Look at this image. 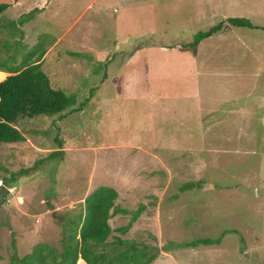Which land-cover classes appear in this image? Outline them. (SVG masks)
I'll list each match as a JSON object with an SVG mask.
<instances>
[{"label":"rangeland","instance_id":"1","mask_svg":"<svg viewBox=\"0 0 264 264\" xmlns=\"http://www.w3.org/2000/svg\"><path fill=\"white\" fill-rule=\"evenodd\" d=\"M13 4L0 15V50H14L0 62L22 60L38 36H53L59 44L44 69L73 104L64 118L17 124L24 142L0 144V186L64 152L20 177L10 194L0 191V264L39 244L62 252L68 218L101 186L117 191L119 208L145 205L129 232L116 235L150 244L159 253L153 264H264V30L225 23L198 47H183L230 17L264 27V0ZM37 6L42 15L30 12ZM88 99L84 112L70 113ZM130 220L119 214L110 223ZM200 238L221 243L184 246Z\"/></svg>","mask_w":264,"mask_h":264},{"label":"trees","instance_id":"2","mask_svg":"<svg viewBox=\"0 0 264 264\" xmlns=\"http://www.w3.org/2000/svg\"><path fill=\"white\" fill-rule=\"evenodd\" d=\"M17 1L13 0V2ZM13 2L12 0H0V15L13 6ZM47 2L49 0H46ZM42 11L43 8L36 7L30 12ZM28 19L29 14H25L19 21H14L12 26L16 28L18 22L24 24ZM225 23L230 24L233 28L264 30V27L254 25L248 18L230 17L227 20H220L218 24L207 30L197 32L194 40L184 44L183 47L192 49L198 47L203 41L221 33ZM4 27L6 25L0 26V31L5 30ZM9 34L11 35V33ZM55 42L53 37L51 39L48 35H40L37 43L28 50L22 60L13 54L9 64L0 62V71L11 74L6 80L0 82V144L24 142L25 137L17 128V124L25 123L39 116L61 113V118H64L63 112L73 104L72 99L64 90L54 88L44 69L47 52ZM11 46L9 44V48L6 46V49L0 50V57L4 52L7 54L13 52L14 48ZM71 55L78 56L73 53ZM107 75L104 76V81L107 79ZM90 102L91 99L86 100L84 104L70 113L84 112ZM58 143L61 148L64 141ZM63 156L64 152L57 149L47 158L36 161L31 168L21 169L19 172L12 173V177L4 178V185L16 187L14 183L20 177L35 173L46 161L60 160ZM1 168L3 167L1 166ZM201 186L202 181L197 184L192 182L181 187L180 191ZM118 197L119 194L115 189L107 186L98 187L86 198L84 204L80 205L79 213L68 218L65 226L68 233L64 231L62 234V252L50 244H39L20 260L13 256L8 264H153L159 253L152 254L150 244L123 239L116 235V233L126 235L129 232L145 211V205L140 204L136 211L122 209L116 205ZM119 214H131V220L126 226L114 229L110 221ZM168 240L171 241L170 238ZM220 243L221 239L200 238L187 242L184 246L196 248L200 245L208 247ZM155 249L158 250L157 247Z\"/></svg>","mask_w":264,"mask_h":264},{"label":"crops","instance_id":"3","mask_svg":"<svg viewBox=\"0 0 264 264\" xmlns=\"http://www.w3.org/2000/svg\"><path fill=\"white\" fill-rule=\"evenodd\" d=\"M49 3H51V0H49V2L48 3H46L45 2V0H44V6H46V5H48ZM37 7H40V8H42L41 6H37ZM36 7H34V9H35ZM44 13V11H42V12H40V14L38 13L37 15H42ZM49 32H51V30H49ZM39 37V36H38ZM53 37V36H52ZM26 38V36H24V38L22 39V41L24 40ZM55 39V38H54ZM36 41H38V38H37V40ZM56 41H57V39H56ZM58 44H59V42H55V44L52 46V47H50V49L48 50V52H47V55H46V58H45V63L47 62V59H48V55L51 53V52H54V49H56V47H58ZM0 72H3V71H0ZM5 73H7V72H5ZM11 74H9V73H7V76L5 77V79L4 80H6L9 76H10ZM3 80V81H4ZM0 82H2V80H0ZM12 190V189H11Z\"/></svg>","mask_w":264,"mask_h":264},{"label":"water","instance_id":"4","mask_svg":"<svg viewBox=\"0 0 264 264\" xmlns=\"http://www.w3.org/2000/svg\"><path fill=\"white\" fill-rule=\"evenodd\" d=\"M0 191H2L5 195H8V194H10L11 189L6 187V186H4V185H1L0 186Z\"/></svg>","mask_w":264,"mask_h":264},{"label":"bare ground","instance_id":"5","mask_svg":"<svg viewBox=\"0 0 264 264\" xmlns=\"http://www.w3.org/2000/svg\"><path fill=\"white\" fill-rule=\"evenodd\" d=\"M4 74L7 75V73H5V72H0V77H1L2 75H4ZM3 77H5V76H3Z\"/></svg>","mask_w":264,"mask_h":264},{"label":"clouds","instance_id":"6","mask_svg":"<svg viewBox=\"0 0 264 264\" xmlns=\"http://www.w3.org/2000/svg\"><path fill=\"white\" fill-rule=\"evenodd\" d=\"M5 186V185H4Z\"/></svg>","mask_w":264,"mask_h":264}]
</instances>
